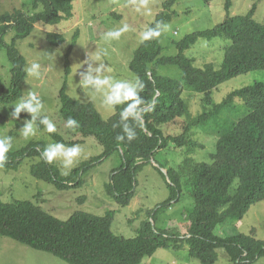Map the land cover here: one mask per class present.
Listing matches in <instances>:
<instances>
[{"label": "trees", "instance_id": "1", "mask_svg": "<svg viewBox=\"0 0 264 264\" xmlns=\"http://www.w3.org/2000/svg\"><path fill=\"white\" fill-rule=\"evenodd\" d=\"M175 1L165 0L163 12L158 13L148 27H156L157 22L168 23L175 15L174 11L170 12ZM201 1L208 4L211 0ZM26 5V10L0 13V46L5 49L11 65L9 86L6 88L0 82V105L11 104L22 96L27 62L19 53L17 43L27 37L35 25L58 24L71 19L74 11V0H29ZM224 9L226 15L220 23L174 42L177 53L173 56L162 55L159 37L139 43L129 62V70L145 84L140 92L146 102L143 128L136 126L131 118L120 121L124 105L116 106L115 112L104 120L92 102H80L67 94L65 80L58 96L59 116L65 123L69 117L76 119L79 127L72 130L83 137H94L103 147L102 154L70 170L67 176L52 163L45 162L41 156L46 147L43 142L31 141L18 150L11 149L7 159L0 162V168L17 171L24 158L41 157L38 163L31 165V175L53 183L58 189H68L79 185L80 172L87 165L119 151L121 163L112 170L105 188L117 203L126 206L133 197L135 176L143 164L155 160L156 154L169 146L186 148L190 153L196 146L191 130L207 124L222 109L235 104V99L242 102L244 115L220 133L215 151L209 154L207 161L185 156L181 165L166 162L160 167L166 170L169 195L148 213L137 235L129 239L115 235L111 231L113 211H107L103 216L75 212L62 221L31 201L0 200V236L48 253L67 264H141L144 258L151 257L159 249L179 250L183 245H187L188 255L201 264H215L218 249H223L228 260L235 264H252L264 257V241L251 234L222 237L215 234L219 225L242 220L253 204L264 202V82L257 81L236 89L220 103H214L212 98L213 91L226 81L264 70V24L253 17L254 3L243 15H230V0L226 1ZM8 35L11 37L6 43ZM216 37L225 43L219 68L211 64L198 67L192 58L183 54L198 38L210 40ZM64 39L59 33L46 34V40L53 46L61 45ZM168 65L181 70L182 82L157 72L159 67ZM69 72L66 59L65 77ZM183 84L202 94L203 106L211 109L191 115L182 98ZM24 117L30 119V116ZM183 117L180 133H168L161 128L176 124ZM124 123L135 128L137 135L131 142L117 140V136L123 134ZM114 124L118 126L113 127ZM37 128L44 130L43 125L38 124ZM14 135L15 132L10 131L9 136ZM48 135L65 146L77 143L66 141L56 132ZM184 181L193 199L192 208L185 213L184 232L157 228L158 213L179 199Z\"/></svg>", "mask_w": 264, "mask_h": 264}, {"label": "rangeland", "instance_id": "2", "mask_svg": "<svg viewBox=\"0 0 264 264\" xmlns=\"http://www.w3.org/2000/svg\"><path fill=\"white\" fill-rule=\"evenodd\" d=\"M165 0H147V7L139 12L132 6L130 0H74L73 16L69 20H62L54 25H35L31 33L17 43L19 53L26 60V68L32 62L41 65L39 77L29 76L26 72L22 84V96L30 91H35L44 104L42 115H47L56 125V133L66 141H75L82 147V153L73 167L67 171L96 159L103 152V147L92 136L83 137L81 134L66 127V123L59 116V91L66 80L67 94L80 102H92L104 120L113 112L101 104V97L91 91H86L78 86L81 79L79 72L87 69L85 59L95 56L97 52L102 55L106 68L117 79L135 80L129 70V62L133 52L141 42L140 33L154 20L155 16L163 12L162 4ZM227 0H211L204 4L201 0H176L170 12H175L171 20L164 24L159 36L162 46V55L173 56L177 49L173 44L180 41L187 34L195 31L212 28L225 17V3ZM29 0H0V13L26 10ZM256 5L254 19L264 24V0H230V15H243L248 12L252 4ZM26 5V6H27ZM129 25V31L124 33L119 40L105 41L103 34L109 29L122 24ZM47 33H59L64 36V42L53 46L46 40ZM10 35L5 42L10 41ZM224 40L220 37L210 40L198 38L194 45L185 49L183 54L192 58L194 64L203 67L211 64L219 68L222 63ZM68 55V56H67ZM69 65V75L65 77V62ZM98 64L99 62H93ZM85 64V65H84ZM11 65L6 59L5 49L0 46V82L4 87L9 86ZM157 72L182 82V73L177 66H161ZM264 82V70L252 71L237 76L221 84L213 91L214 103H220L230 92L254 82ZM182 98L188 106L189 113L193 116L202 111H209L211 107H204L201 102L202 94H198L183 84ZM18 101V100H17ZM17 101L0 105V137L9 136L14 131L12 150H18L32 142H43L46 146L54 143L47 131L37 128L36 135L25 139L20 132L26 118L30 116L27 110H22L18 120L10 116L12 105ZM231 104L222 109L216 117L207 124L191 130L196 146L190 153L186 148L169 146L155 156V160L143 164L137 172L134 194L128 205L122 206L115 198L107 194L106 184L109 182L113 169L121 163V153L114 151L109 156L92 165H87L80 172V183L76 187L58 189L53 183L33 177L30 173L31 165L38 163L41 157L24 158L17 171L0 168V200L13 202L28 200L40 207L46 213L59 220H67L75 212L89 213L103 216L107 211L114 212L111 231L123 238L129 239L137 235L141 223L146 220L149 212L155 210L157 205L167 199L166 170L162 167L166 162L169 165H181L185 156L197 161H207L208 156L215 151V144L221 132L226 130L231 123L240 119L245 108L242 102L235 99ZM185 117L176 124H169L161 128L168 133H180V126ZM16 121L18 127H16ZM186 152L188 154H186ZM62 174V160L57 159L52 163ZM193 199L190 188L185 181L182 183V192L177 201L161 210L156 218L157 228L173 229L183 233L186 226L185 213L192 208ZM236 233L251 234L264 241V202L253 204L244 218L240 221H227L215 229V234L222 237ZM215 264H235L228 260L223 249L217 250ZM0 264H67L52 255L36 251L20 244L10 238L0 236ZM141 264H201L188 255L187 245L181 249H159L151 257L143 259ZM252 264H264V257Z\"/></svg>", "mask_w": 264, "mask_h": 264}, {"label": "clouds", "instance_id": "3", "mask_svg": "<svg viewBox=\"0 0 264 264\" xmlns=\"http://www.w3.org/2000/svg\"><path fill=\"white\" fill-rule=\"evenodd\" d=\"M130 3L135 7L137 12H139L141 8L147 7V0H130ZM161 25H163L161 22H157L156 27H147L143 30L139 35L140 41L144 42L158 38L162 33ZM163 27L166 30L168 26L163 25ZM128 31L129 25L124 23L119 27L106 31L103 34V39L106 42L119 40L121 36ZM104 54L106 53L97 52L93 57L87 55L85 59L87 69L83 72H79L81 79L78 82V86L83 90L98 94L101 97V104L113 113L115 112L116 106L124 105L120 111V121H129L131 118L136 126L143 128L144 121L142 114L145 110L146 102L140 96V92L144 90L145 84L139 78L135 80L117 79L113 75L106 74L111 73L112 70L106 68L102 59V55ZM93 62L99 63L94 64ZM40 68V63L32 62L25 71L29 76L39 77L41 75ZM12 106H14L10 113L12 119L18 120L22 110H27V112L30 113V119H26L20 129L21 135L26 140L36 135L38 124L43 125L48 133L56 131L55 123L47 115H42L44 104L35 91H30L26 96H21ZM117 126L118 125L115 124L113 125V127ZM66 127L75 129L79 127V122L69 117L66 122ZM122 133L123 134L117 136V140L123 141L127 139L131 142L137 135L135 128L128 123L123 124ZM12 147L13 137L7 135L0 137V162L7 159V153ZM81 153L82 147L79 144L65 146L62 142H54L49 143L43 148L41 156L45 162L49 164L57 159H61L63 168L66 169V171L62 172V175L67 176V170L74 166Z\"/></svg>", "mask_w": 264, "mask_h": 264}, {"label": "water", "instance_id": "4", "mask_svg": "<svg viewBox=\"0 0 264 264\" xmlns=\"http://www.w3.org/2000/svg\"><path fill=\"white\" fill-rule=\"evenodd\" d=\"M151 76V75H150ZM165 174H166V172H165Z\"/></svg>", "mask_w": 264, "mask_h": 264}]
</instances>
